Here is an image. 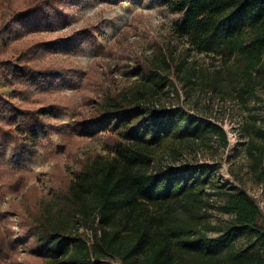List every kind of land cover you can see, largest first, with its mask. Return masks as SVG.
Returning <instances> with one entry per match:
<instances>
[{"label": "trees", "instance_id": "16d2710c", "mask_svg": "<svg viewBox=\"0 0 264 264\" xmlns=\"http://www.w3.org/2000/svg\"><path fill=\"white\" fill-rule=\"evenodd\" d=\"M157 1L178 15L173 35L187 48L176 57L174 45L141 57L135 65L137 79L120 91L105 92L87 124L75 121L81 137L103 129L108 151L86 155L74 176L55 166L47 194L32 186L13 205L33 264H264V225L254 198L227 189L220 208L233 215L232 223L212 236L211 209L218 195L209 175L212 166L165 162L170 153L177 159L180 146L194 150L216 140L226 146V130L182 105L158 104L164 92L176 89V80L190 90L221 94V69L211 74L199 71L195 61L188 66L189 49L206 55L220 49L222 67L235 62V99L245 101L264 90V0ZM76 3L0 0V20L5 19L2 11L8 12L0 27V74L17 96L27 98L18 103L0 95V161L9 166L18 167L35 154L42 132L62 127L53 121L66 101L49 89L79 73L72 61L61 64L44 57L65 39L20 37L67 24ZM247 126L250 171L264 188V127ZM25 185L17 178L13 191H23ZM16 243L8 225L6 234L0 233V256L9 257L14 250L16 261Z\"/></svg>", "mask_w": 264, "mask_h": 264}, {"label": "rangeland", "instance_id": "374dc122", "mask_svg": "<svg viewBox=\"0 0 264 264\" xmlns=\"http://www.w3.org/2000/svg\"><path fill=\"white\" fill-rule=\"evenodd\" d=\"M2 14L5 19L0 20V27L8 18V12L2 11ZM177 17L160 6L157 0H77L67 24L53 30L28 32L20 37L21 41L35 36L65 39L66 43L50 49L44 57L61 64L72 61L79 73L70 82L57 81L49 89V94L59 95L66 101L64 105L67 107H62L59 117L53 121L62 127L57 129L53 125L42 132L35 154L22 165L13 167L0 161V233L6 234L9 225L17 240L16 261L12 260L14 250H10L9 257L0 256V264H33L23 247L19 217L14 214L13 205L21 203L24 192L32 186L41 194H47L55 166L60 165L65 173L74 176L86 155L108 151L103 129H98L93 137H81L74 130L75 121L87 124L105 92L120 91L137 79L139 72L135 65L141 57L152 56L157 49H166L169 45H174L173 55L176 57L187 48L173 35L172 24ZM220 57V49L209 55L189 49L185 55L187 65L195 61L199 71L209 73L221 69L222 76L217 84L221 94L200 87L190 90L176 80L178 91L164 92L158 100L160 106L182 105L191 115L212 120L226 130V146L217 140L194 150L180 146L177 159L172 153L165 157L166 163L176 165L191 164L198 169L201 165L205 168L206 165L212 166L209 175L215 180L213 191H218L210 216L212 228L209 234L212 236L224 232L232 223L233 215L220 208L230 187L244 190L254 198L261 210L260 222L264 225V188L254 180L250 159L245 152L251 137L247 125L256 123L264 127V90H258L255 97L245 101L235 99L232 90L239 81L238 67L235 62L222 67ZM36 92L43 93L42 90ZM0 95L18 103L27 100L26 96H17L1 74ZM254 137L259 143V138ZM20 177L25 180V188L20 192L13 191L14 182ZM85 236L88 240L93 238L91 231ZM236 244L240 245V241ZM4 245L9 250L7 237Z\"/></svg>", "mask_w": 264, "mask_h": 264}]
</instances>
